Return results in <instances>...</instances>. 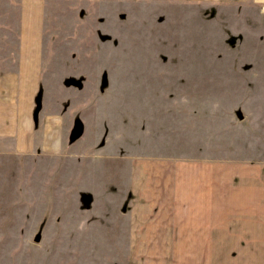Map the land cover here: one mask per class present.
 I'll return each instance as SVG.
<instances>
[{
    "label": "rangeland",
    "instance_id": "374dc122",
    "mask_svg": "<svg viewBox=\"0 0 264 264\" xmlns=\"http://www.w3.org/2000/svg\"><path fill=\"white\" fill-rule=\"evenodd\" d=\"M46 2L37 111L69 129L59 155L0 139V264H151L127 211L170 188L154 184L177 160L184 178L220 181L223 224L264 217L251 202L264 191L263 4ZM21 3L0 0V68L15 65Z\"/></svg>",
    "mask_w": 264,
    "mask_h": 264
},
{
    "label": "crops",
    "instance_id": "0c3cea01",
    "mask_svg": "<svg viewBox=\"0 0 264 264\" xmlns=\"http://www.w3.org/2000/svg\"><path fill=\"white\" fill-rule=\"evenodd\" d=\"M257 2L264 5V0ZM46 9V0H22L15 65L0 68V139L9 141L22 155L61 154L69 129L62 113L37 111L45 64ZM178 161L171 162L175 166V171L174 166L170 170L171 180L154 184H168L171 199L169 189H161L162 196L154 201V194L136 196L133 212L127 211L131 233L138 235L132 248L154 253L151 264H233L234 258L240 260L238 264H264V217L259 209L251 225L233 226L232 214L224 225L226 202L221 198L220 181L184 178L188 171ZM140 177L141 170H137L135 182L141 184ZM255 192L251 202H263L264 191L255 186ZM237 251L241 254L235 256Z\"/></svg>",
    "mask_w": 264,
    "mask_h": 264
},
{
    "label": "water",
    "instance_id": "95a60500",
    "mask_svg": "<svg viewBox=\"0 0 264 264\" xmlns=\"http://www.w3.org/2000/svg\"><path fill=\"white\" fill-rule=\"evenodd\" d=\"M38 109H40V102L38 103ZM239 115H240L241 118H242L241 113H239ZM39 240H40V238H39V236H37V237H36V241L39 242Z\"/></svg>",
    "mask_w": 264,
    "mask_h": 264
},
{
    "label": "trees",
    "instance_id": "16d2710c",
    "mask_svg": "<svg viewBox=\"0 0 264 264\" xmlns=\"http://www.w3.org/2000/svg\"><path fill=\"white\" fill-rule=\"evenodd\" d=\"M39 101H40V94H39V97H38Z\"/></svg>",
    "mask_w": 264,
    "mask_h": 264
}]
</instances>
